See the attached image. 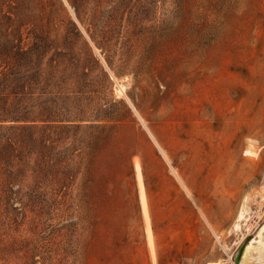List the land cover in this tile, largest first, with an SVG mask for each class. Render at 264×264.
Masks as SVG:
<instances>
[{
    "label": "rangeland",
    "instance_id": "1",
    "mask_svg": "<svg viewBox=\"0 0 264 264\" xmlns=\"http://www.w3.org/2000/svg\"><path fill=\"white\" fill-rule=\"evenodd\" d=\"M19 47L63 72L67 121L0 206V264H237L264 223L232 229L264 208V0H3Z\"/></svg>",
    "mask_w": 264,
    "mask_h": 264
},
{
    "label": "trees",
    "instance_id": "2",
    "mask_svg": "<svg viewBox=\"0 0 264 264\" xmlns=\"http://www.w3.org/2000/svg\"><path fill=\"white\" fill-rule=\"evenodd\" d=\"M3 55L4 62L0 57V206L9 207L24 195L30 161L36 168L41 165L46 131L67 121L63 116L67 99L61 91L64 75L56 64L43 67L41 54L22 47Z\"/></svg>",
    "mask_w": 264,
    "mask_h": 264
},
{
    "label": "bare ground",
    "instance_id": "3",
    "mask_svg": "<svg viewBox=\"0 0 264 264\" xmlns=\"http://www.w3.org/2000/svg\"><path fill=\"white\" fill-rule=\"evenodd\" d=\"M246 153L250 155L253 154L251 151H247ZM137 168H138L137 176H138V186L140 192V201L145 219L149 226L150 215H149L148 200L143 183V176L138 166ZM252 211L253 208L251 207L250 204L244 203L242 205L241 211L239 212V215L237 217V221L232 228L236 234H240V233L243 234L244 230L246 232L252 231L255 228V226L258 224V221L263 219L264 208L261 207L260 210L257 212H252ZM148 231L150 236L151 232L149 228ZM244 235H246V233ZM151 245L153 246V242H151ZM237 264H264V223L260 226L254 238H252V240L249 241L248 244L244 247L240 260Z\"/></svg>",
    "mask_w": 264,
    "mask_h": 264
},
{
    "label": "water",
    "instance_id": "4",
    "mask_svg": "<svg viewBox=\"0 0 264 264\" xmlns=\"http://www.w3.org/2000/svg\"><path fill=\"white\" fill-rule=\"evenodd\" d=\"M245 247V246H244ZM244 247L240 250V252H239V255H238V257H237V263L239 262V260H240V257H241V254H242V252H243V249H244Z\"/></svg>",
    "mask_w": 264,
    "mask_h": 264
}]
</instances>
